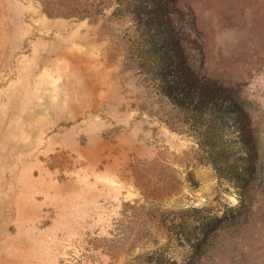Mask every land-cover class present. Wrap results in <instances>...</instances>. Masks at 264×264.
Returning a JSON list of instances; mask_svg holds the SVG:
<instances>
[{"label": "rangeland", "instance_id": "1", "mask_svg": "<svg viewBox=\"0 0 264 264\" xmlns=\"http://www.w3.org/2000/svg\"><path fill=\"white\" fill-rule=\"evenodd\" d=\"M163 10L187 66L250 116L242 211L161 90L152 1L0 0V264H264V0Z\"/></svg>", "mask_w": 264, "mask_h": 264}, {"label": "trees", "instance_id": "2", "mask_svg": "<svg viewBox=\"0 0 264 264\" xmlns=\"http://www.w3.org/2000/svg\"><path fill=\"white\" fill-rule=\"evenodd\" d=\"M149 1H152L156 12L151 16L157 18L160 26L159 35H154L150 41L153 46L150 62L156 67L161 90L179 114L198 125L197 143L200 146L210 144L204 153L218 176H226L236 183L238 203L229 209L235 211L232 214H236L242 211L241 202L245 198L246 185L256 173L257 154L249 137L250 116L236 90L211 82L205 74L197 76L187 66L188 58L179 49L170 30L165 28L168 27L163 17L165 0ZM225 135L238 143L237 148L222 143ZM225 215L226 211L221 216L202 220L197 225V236L192 242L191 251L200 247L212 225Z\"/></svg>", "mask_w": 264, "mask_h": 264}]
</instances>
